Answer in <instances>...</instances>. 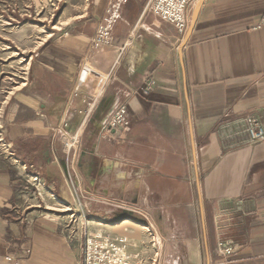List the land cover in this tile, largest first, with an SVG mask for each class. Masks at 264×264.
I'll use <instances>...</instances> for the list:
<instances>
[{"label":"crops","instance_id":"crops-1","mask_svg":"<svg viewBox=\"0 0 264 264\" xmlns=\"http://www.w3.org/2000/svg\"><path fill=\"white\" fill-rule=\"evenodd\" d=\"M150 1L0 0V264H81L95 235L131 264H264V0H192L183 33Z\"/></svg>","mask_w":264,"mask_h":264},{"label":"built area","instance_id":"built-area-1","mask_svg":"<svg viewBox=\"0 0 264 264\" xmlns=\"http://www.w3.org/2000/svg\"><path fill=\"white\" fill-rule=\"evenodd\" d=\"M121 0H112L107 8L111 19L119 16L118 4ZM192 0H151L148 9L161 19L173 24L178 33H183L187 26L186 9ZM264 24V11L260 21L255 27ZM97 45L108 46L112 43L110 22L101 23L94 38ZM153 80H148L145 85L147 91ZM128 127L127 109L117 107L106 122L107 130ZM246 132L251 142L264 141V118H247ZM76 139L73 137L66 143L68 149L72 148ZM73 216V215H72ZM81 264H131L130 256L123 244L116 243L108 237L100 235L85 236Z\"/></svg>","mask_w":264,"mask_h":264},{"label":"rangeland","instance_id":"rangeland-1","mask_svg":"<svg viewBox=\"0 0 264 264\" xmlns=\"http://www.w3.org/2000/svg\"><path fill=\"white\" fill-rule=\"evenodd\" d=\"M127 120H128V118H127ZM105 123H106V122H105ZM128 125H129V123H128ZM67 142H69V141H67ZM67 142H66V143H67ZM73 146H74V145H73ZM76 217L79 218V216H74V215H73L72 218L76 220ZM82 219H84V218L82 217ZM73 221H74V220H73ZM155 253H156V251H154V254H155ZM142 264H143V263H142ZM144 264H145V263H144Z\"/></svg>","mask_w":264,"mask_h":264}]
</instances>
